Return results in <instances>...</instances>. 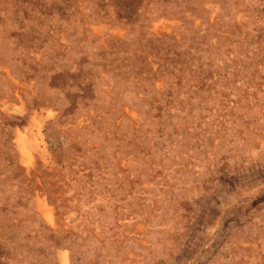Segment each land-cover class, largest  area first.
Wrapping results in <instances>:
<instances>
[{
    "label": "rangeland",
    "instance_id": "374dc122",
    "mask_svg": "<svg viewBox=\"0 0 264 264\" xmlns=\"http://www.w3.org/2000/svg\"><path fill=\"white\" fill-rule=\"evenodd\" d=\"M0 264H264V0H0Z\"/></svg>",
    "mask_w": 264,
    "mask_h": 264
}]
</instances>
